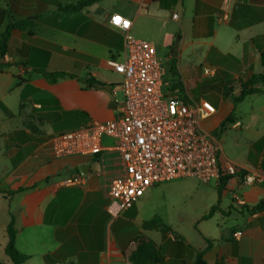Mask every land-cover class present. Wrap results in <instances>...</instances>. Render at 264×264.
<instances>
[{"label":"crops","instance_id":"crops-1","mask_svg":"<svg viewBox=\"0 0 264 264\" xmlns=\"http://www.w3.org/2000/svg\"><path fill=\"white\" fill-rule=\"evenodd\" d=\"M78 1L0 0V37L9 32L0 72V261L12 264L4 252L12 221L24 264H128L124 254L138 236L155 242L162 264H195L198 254L200 264H264V208L252 212L264 203V85L233 103L240 81L263 71L264 0H98L74 14L59 9ZM114 14L129 19L130 35L153 44L157 57L167 49L158 57L165 95L214 106L199 128L219 160L262 177L238 189L241 207L231 200L233 178H179L204 197L187 239L172 225L142 229L151 218L139 204L168 181L110 218L107 190L123 170L119 153L105 149L112 139H102L96 156L51 151L53 134L115 117L122 77L112 63L123 59L124 33L109 23ZM74 176L82 182L63 183Z\"/></svg>","mask_w":264,"mask_h":264},{"label":"built area","instance_id":"built-area-1","mask_svg":"<svg viewBox=\"0 0 264 264\" xmlns=\"http://www.w3.org/2000/svg\"><path fill=\"white\" fill-rule=\"evenodd\" d=\"M120 18V23L115 18ZM177 15L173 14L172 18ZM109 23L124 33V56L113 62V70L121 75V101L112 120H91L75 130L55 133L49 144L56 158L96 156L103 148L101 141L109 138L120 155L122 174L112 178L107 190L106 210L112 219L129 210L153 186L179 178H195L209 184L233 178L230 190L235 206L245 204L238 189L259 184L258 173L218 158L219 148L199 128V121L215 113L206 100L179 99L163 93L164 69L156 49L148 41L134 38L129 19L114 14ZM216 71L204 68L203 74L213 78ZM79 176L64 184L81 183ZM240 234L234 233L237 238Z\"/></svg>","mask_w":264,"mask_h":264},{"label":"trees","instance_id":"trees-1","mask_svg":"<svg viewBox=\"0 0 264 264\" xmlns=\"http://www.w3.org/2000/svg\"><path fill=\"white\" fill-rule=\"evenodd\" d=\"M95 1L98 0H80L75 4H68L60 7V11L64 14H74L78 13L85 7L91 5ZM15 27V26H14ZM9 37V32L6 31L4 35L0 37V72L2 70L1 61L4 59L6 54V45ZM177 45V37L174 41L173 47ZM261 64L263 67V71L260 74L252 75L247 79H244L241 82L240 93L237 97L233 98V103L236 105L239 101H241L246 95L259 93L262 90L256 87L257 84L264 85V52L261 53ZM53 77V76H50ZM264 208V203L258 204L255 208L252 209V212L258 211ZM161 228L163 232L165 230H169V228L161 223L159 217H153L150 220L144 221L142 223V229L150 230V229H159ZM6 233L8 237V242L5 247V254L9 258L12 264H24L27 260V256L20 253L15 247V238L16 231L13 227V222L11 221L7 228ZM136 246L135 249L132 250L129 254H124L126 257V261L128 264H162V257L160 255L159 249L154 241L151 239L138 236L134 240ZM200 255L198 254L197 261L195 264H200ZM0 264H7L0 261ZM216 264H222L217 261Z\"/></svg>","mask_w":264,"mask_h":264},{"label":"rangeland","instance_id":"rangeland-1","mask_svg":"<svg viewBox=\"0 0 264 264\" xmlns=\"http://www.w3.org/2000/svg\"><path fill=\"white\" fill-rule=\"evenodd\" d=\"M166 51L157 52L158 57L163 59L162 55ZM197 70L200 71V67ZM167 77L170 78V73H167ZM190 182V179L172 180L151 188L139 204L143 216H158L163 225H172L184 239L194 235L193 212L203 206L204 197L195 194ZM156 239L158 241L159 237Z\"/></svg>","mask_w":264,"mask_h":264},{"label":"snow or ice","instance_id":"snow-or-ice-1","mask_svg":"<svg viewBox=\"0 0 264 264\" xmlns=\"http://www.w3.org/2000/svg\"><path fill=\"white\" fill-rule=\"evenodd\" d=\"M115 22H116L117 24H119V23H120V18H119V17H116V18H115Z\"/></svg>","mask_w":264,"mask_h":264}]
</instances>
